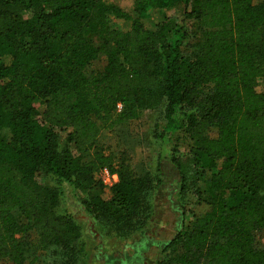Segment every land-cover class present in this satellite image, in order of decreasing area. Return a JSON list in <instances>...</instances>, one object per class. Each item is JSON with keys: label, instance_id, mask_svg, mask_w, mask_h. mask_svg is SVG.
I'll list each match as a JSON object with an SVG mask.
<instances>
[{"label": "trees", "instance_id": "obj_1", "mask_svg": "<svg viewBox=\"0 0 264 264\" xmlns=\"http://www.w3.org/2000/svg\"><path fill=\"white\" fill-rule=\"evenodd\" d=\"M124 2L0 0V260L36 264L35 231L40 249L76 263L81 228L57 212L65 187L108 227L144 225L161 181L116 169L98 122L163 109L160 138L179 132L189 149L171 155L179 201L193 193L199 211L159 264H264V0ZM177 6L180 18L154 19ZM118 21L130 30L112 29ZM106 168L119 177L109 198L95 178Z\"/></svg>", "mask_w": 264, "mask_h": 264}, {"label": "rangeland", "instance_id": "obj_2", "mask_svg": "<svg viewBox=\"0 0 264 264\" xmlns=\"http://www.w3.org/2000/svg\"><path fill=\"white\" fill-rule=\"evenodd\" d=\"M107 2H121L127 6L124 0H107ZM183 11L184 6H177L155 11L153 17L157 20L165 15L176 19L182 16ZM111 28L128 32L131 23L113 22ZM188 33L187 43L193 42L195 29L189 27ZM90 40L96 41L95 38H90ZM111 49L114 51L113 46ZM5 62L8 63L9 60L6 59ZM104 65L105 63L96 64L90 68V71L92 73L101 71ZM259 84L263 86L264 80H259ZM44 110L43 107L40 109L41 116ZM122 111L123 107L119 105L117 113ZM163 111V109H158L141 112L130 121L112 126H104L98 122L101 127V147L106 154L115 158L116 169L122 165H128L138 175L154 174L161 184L159 186L155 184L152 188L150 199L146 201V207L143 209L147 210L143 215L144 221L146 217L149 218L148 221L141 227L131 222L117 229L106 226L105 222L94 220L76 201L71 190L65 187L57 212L68 214L82 231L80 242L82 249L79 256L76 255L75 264H159L167 257L164 252L167 244L182 230L184 224L191 220V214L199 211L195 206L193 193L187 201L183 203L179 201V175L173 167L171 155L186 157L189 149L179 132L164 140L160 138V133L165 126ZM208 136L216 137L214 133ZM95 178L100 184L97 192L104 193L108 198L111 197L114 183L107 180V175L103 170L97 173ZM38 180L42 185L57 187L52 178L41 176ZM208 182L209 174L201 180L199 186L206 189ZM122 232L126 234V238L116 236L117 233ZM30 240L33 245L32 256L38 257L36 264H65L67 262L68 256L65 257L60 249L51 248L45 251L40 249L37 232H31ZM0 264L13 263L8 259H2Z\"/></svg>", "mask_w": 264, "mask_h": 264}, {"label": "built area", "instance_id": "obj_3", "mask_svg": "<svg viewBox=\"0 0 264 264\" xmlns=\"http://www.w3.org/2000/svg\"><path fill=\"white\" fill-rule=\"evenodd\" d=\"M103 172L107 175V180L112 181L114 185L118 182V175L116 173H112L109 169H104Z\"/></svg>", "mask_w": 264, "mask_h": 264}]
</instances>
